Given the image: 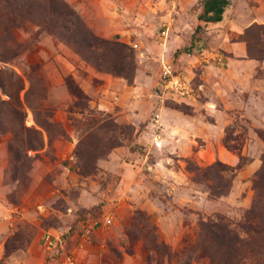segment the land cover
<instances>
[{
    "label": "rangeland",
    "instance_id": "obj_1",
    "mask_svg": "<svg viewBox=\"0 0 264 264\" xmlns=\"http://www.w3.org/2000/svg\"><path fill=\"white\" fill-rule=\"evenodd\" d=\"M63 1L79 19L66 33L70 43L27 23L16 32L18 58L0 62L13 76L10 85L24 84V104L35 76L30 101L49 109L38 112L37 123L25 105V126L40 132L41 144L32 141L40 148H19L14 160L11 136L0 133V264H45L51 250L55 264L67 256L73 264H184L183 249L203 220L223 216L238 229L253 204L264 164V24L246 7L237 9L239 33L230 30L232 10L224 24L204 25L201 0L185 13L181 0ZM199 25L204 31L192 53L176 56ZM93 37L108 46L88 49ZM224 43L241 44L245 55ZM165 65L187 77L188 97L159 98ZM67 82L84 98L76 99ZM229 128V144L240 153L224 144ZM240 156L247 164L220 198L189 169L203 174L216 161L237 167Z\"/></svg>",
    "mask_w": 264,
    "mask_h": 264
},
{
    "label": "trees",
    "instance_id": "obj_2",
    "mask_svg": "<svg viewBox=\"0 0 264 264\" xmlns=\"http://www.w3.org/2000/svg\"><path fill=\"white\" fill-rule=\"evenodd\" d=\"M39 2V0H0V62L9 64L18 58L21 53V44L17 41L16 32L26 30L27 23H38L52 35H57L68 43L71 42L66 37V33L70 31L71 27H76L79 22L78 17L70 11L63 0H44L46 3L44 7H41ZM230 4V0H203L202 12L198 16L199 22L204 25L222 22ZM70 17H75L76 21L69 20ZM202 31H204V27L199 25L193 34L191 44L183 50L176 51L175 55L177 56L181 52L191 54L196 45L194 43L195 35ZM107 46L105 41H99L93 37L87 48H105ZM35 71L34 67L32 73ZM11 77L13 76H6L5 72L0 71V133L11 136L8 146L15 160L19 148L34 150L41 146H36L32 142L33 139H37L38 144H41L40 132L35 128L25 126V105L33 110L37 123L40 115L38 112H42V110L48 112L49 109L43 107L41 103L35 105L30 101L37 84L35 76H29L31 86L25 94V104L20 99V93L25 88L24 84L15 88L8 82V78L13 79ZM40 82L42 84V81ZM39 84L38 96L42 102L45 99V88ZM67 85L76 99L84 98L81 90L75 87L72 82H67ZM1 93L8 95L9 100H4ZM231 130L230 128L226 130L224 144L230 150L239 152V148L229 144L232 138ZM259 134L264 139V133ZM240 159L237 167L216 161L207 167L203 174L192 165H189V169L193 172L198 171L196 172V181L204 179L208 182L213 198H220L229 194L236 172L247 164L242 156ZM262 160L264 163V154ZM230 173H233L231 177ZM254 190L256 195L253 204L237 224L238 229H234L233 223L223 216L209 218L199 224L196 241L183 249L184 264L201 259L208 260L209 264H264V164L256 174Z\"/></svg>",
    "mask_w": 264,
    "mask_h": 264
},
{
    "label": "crops",
    "instance_id": "obj_3",
    "mask_svg": "<svg viewBox=\"0 0 264 264\" xmlns=\"http://www.w3.org/2000/svg\"><path fill=\"white\" fill-rule=\"evenodd\" d=\"M202 1L203 0H201V2ZM250 1L251 0H230L231 4L224 14L223 21L220 23H213L212 25L224 24L226 22L228 13L230 12V10H232L235 12V19L232 21L231 25L233 28L231 27L230 30L233 32L239 33L241 29H239L237 26H239L238 22L240 21L239 17L241 15H239V11L237 9L246 8V7L248 10V14L253 18L254 21L261 23V24H264V0H256L259 2V5L257 7H251ZM198 2H200V0H181V2H180L181 3V10L185 13V11L189 10L191 7H193ZM172 46H173V49H175L176 47H179V44H178V42L177 43L174 42ZM223 47L226 51L232 53L235 56L243 57L245 55V49L241 44L224 43ZM225 63H228L229 65L232 64L229 61H226ZM77 250L78 249H76L75 251H77ZM43 255L48 256V259L45 258L46 260L43 261L45 264H55L56 263V258L54 257L55 250H51V252H49V253L44 252Z\"/></svg>",
    "mask_w": 264,
    "mask_h": 264
},
{
    "label": "built area",
    "instance_id": "obj_4",
    "mask_svg": "<svg viewBox=\"0 0 264 264\" xmlns=\"http://www.w3.org/2000/svg\"><path fill=\"white\" fill-rule=\"evenodd\" d=\"M164 38L167 37V31L162 32ZM138 46L136 45L135 48ZM159 98L162 102L165 101L166 95L177 96L179 98L188 97L191 94V86L187 77H184L182 74H176L172 65H165L162 72V81L158 86ZM156 124L154 125L155 131L159 129V116H156ZM45 241L52 248H57V240H53L50 235H47ZM74 260L71 257H66V260L63 264H73Z\"/></svg>",
    "mask_w": 264,
    "mask_h": 264
}]
</instances>
